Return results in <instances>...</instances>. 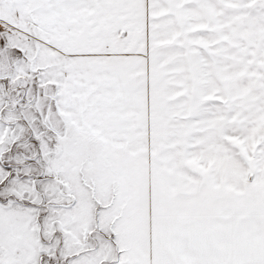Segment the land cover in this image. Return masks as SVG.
Instances as JSON below:
<instances>
[{
  "label": "snow or ice",
  "instance_id": "1",
  "mask_svg": "<svg viewBox=\"0 0 264 264\" xmlns=\"http://www.w3.org/2000/svg\"><path fill=\"white\" fill-rule=\"evenodd\" d=\"M0 264H264V0H0Z\"/></svg>",
  "mask_w": 264,
  "mask_h": 264
}]
</instances>
